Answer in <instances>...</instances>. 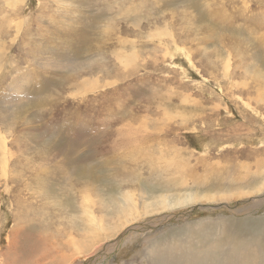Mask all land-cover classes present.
<instances>
[{"label":"rangeland","instance_id":"1","mask_svg":"<svg viewBox=\"0 0 264 264\" xmlns=\"http://www.w3.org/2000/svg\"><path fill=\"white\" fill-rule=\"evenodd\" d=\"M261 12L264 0H0V264H144L174 237L188 251L264 247L263 189L136 217L77 259L56 251L126 192L264 183L252 170L229 185L264 148ZM249 95L252 113L236 99Z\"/></svg>","mask_w":264,"mask_h":264},{"label":"bare ground","instance_id":"2","mask_svg":"<svg viewBox=\"0 0 264 264\" xmlns=\"http://www.w3.org/2000/svg\"><path fill=\"white\" fill-rule=\"evenodd\" d=\"M261 15L263 16L264 14H262L261 12ZM259 24H260V28L262 29V27H264V17L260 19ZM256 91L259 101H264V86L261 87V90H256ZM221 92L224 93V91ZM250 97H251L250 95L247 96L246 100H244V98L242 97H236V99L243 107H245L246 110H250V112L252 113L255 112L256 110L251 104ZM224 108L227 109L228 107L225 106ZM257 112L259 111L257 110ZM251 155H253L252 156L253 159L251 162L239 161L244 163L240 165L242 168L240 175H237L230 179L229 185H232V187L234 186L232 189L237 188L239 182L245 179L246 176L247 177L250 176L252 170H253L252 172L255 173L256 176L261 177L264 175V148L257 149L256 154L253 152ZM216 162L219 164H223L221 160H217ZM175 183H177L176 180ZM202 183L204 182H198L197 184H202ZM254 186L255 185L251 187ZM263 189H264V183L260 185V187L252 190L250 188L248 189L249 191L246 190V192L244 191L239 193H233L231 191L228 192L223 191L219 193L206 192L204 194H201L199 192H192V193H186L178 197L177 199H173L169 196H162V195H155V196L152 195L147 197L145 192L142 190H140V192L136 197L133 196V193L126 192L125 195L119 200L120 202H116L115 206L111 208L113 210L111 217L107 215L106 217L101 216L98 219L96 225L88 226L86 227L85 230L82 231L76 230V233L69 232L66 241L61 243L65 247V249L62 250L61 248L57 247L56 251H61L60 252L61 254L66 253V257H68L67 261H69L71 259V256L73 255H76L75 259H77L79 255L84 253L86 248H89V245L94 246L99 242H101L102 240L109 238L112 235V233L117 231L120 227L125 226L126 222H129L136 217H140V216L143 217V215L147 216L150 214L158 213L168 209L169 207H174V205L178 203L185 205L195 202H217L222 200L233 201L234 199H241L247 197L248 195L259 193ZM259 198L261 197L253 198L254 200L252 202L253 205L257 204L258 202L259 203L264 202V196H262L260 201L255 200ZM161 217L162 216H158L157 214V217H155L151 222ZM159 221L160 219L157 221V223ZM201 224L187 223L182 226L187 227L191 232L192 231L199 232L203 228L205 229V227H203V224L202 226ZM231 226L232 225H230V227ZM226 237L222 235L221 240L223 241L221 242L224 243V238ZM186 239H188V237H186ZM56 243L58 244V241H56ZM176 244L183 245V247L178 246ZM187 246L188 249H186ZM233 246L223 247L222 250H220V253L217 252L218 251L217 246L214 244L209 246V248L204 252L193 251L194 249L188 251L190 249L188 243L182 244V242L179 239H176L174 237L170 243H168L167 241H163V242L160 241L156 243L155 246L149 252H146L145 254L146 263L144 264H264L263 246L262 247L251 246V248L248 247L247 249L245 247V244H242L241 246H239L240 248L239 252H235V248Z\"/></svg>","mask_w":264,"mask_h":264},{"label":"water","instance_id":"3","mask_svg":"<svg viewBox=\"0 0 264 264\" xmlns=\"http://www.w3.org/2000/svg\"><path fill=\"white\" fill-rule=\"evenodd\" d=\"M81 262H84V261H81Z\"/></svg>","mask_w":264,"mask_h":264}]
</instances>
